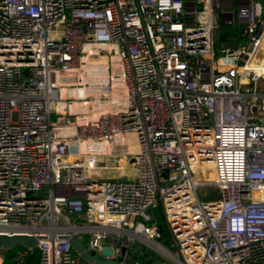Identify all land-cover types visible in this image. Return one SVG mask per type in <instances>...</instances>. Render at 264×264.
Segmentation results:
<instances>
[{"label": "built area", "instance_id": "2783aa9c", "mask_svg": "<svg viewBox=\"0 0 264 264\" xmlns=\"http://www.w3.org/2000/svg\"><path fill=\"white\" fill-rule=\"evenodd\" d=\"M86 47L116 60L122 95L75 112L61 91ZM261 78L264 0H0V231L36 238V264H94L62 236L119 264H143L133 242L176 264H264V92L242 90Z\"/></svg>", "mask_w": 264, "mask_h": 264}, {"label": "rangeland", "instance_id": "374dc122", "mask_svg": "<svg viewBox=\"0 0 264 264\" xmlns=\"http://www.w3.org/2000/svg\"><path fill=\"white\" fill-rule=\"evenodd\" d=\"M236 5L234 4L231 11H235ZM233 28L229 26L220 25L219 27V35L221 40H223V36L230 35V31ZM224 31V34H222ZM236 37L240 36V32L234 33ZM218 46H215V51L218 50ZM99 51V57L92 59L91 64L88 66H84L87 70H89L88 76L82 79V82L78 79L77 82L80 84L67 85L64 87L65 90L75 89L77 90V97H64V100L61 102H68L70 106L73 107V104H76V109H94L93 103L94 101L102 102V98L106 92H111L116 98H121L122 95V80L118 74L113 73V64L116 62L115 59L109 60L108 58L103 57L102 52L99 47L95 48ZM88 60V59H87ZM101 71H104L102 73ZM253 86V85H252ZM253 89L258 92H264V79L261 78L259 82L254 85V88L251 87L250 83L243 84V92H250ZM73 109V108H72ZM131 168V167H130ZM124 174L128 177V179H132L134 177V170L131 168L130 170H125ZM212 170L210 168H203L197 171V178L201 183H205L198 187L197 193L198 197L201 201H214L219 198V191L216 187L210 185L212 182ZM118 179L117 175H109L107 180ZM121 180V179H120ZM160 211H151L150 216L163 223ZM83 242L87 243V237L83 236ZM104 244H108V240L104 241ZM140 249V259L144 264H176L172 260H170L165 255L148 248L147 246L138 243L135 249ZM143 255V256H141Z\"/></svg>", "mask_w": 264, "mask_h": 264}, {"label": "water", "instance_id": "95a60500", "mask_svg": "<svg viewBox=\"0 0 264 264\" xmlns=\"http://www.w3.org/2000/svg\"><path fill=\"white\" fill-rule=\"evenodd\" d=\"M158 231L162 232V227L160 224L157 225ZM62 239H68L69 243L73 246L76 253H78L82 258L89 262H93L94 264H119V261L113 259H100L97 255H90L85 251L84 245L82 241L77 237H60ZM166 244V242H164ZM37 239L31 236L23 235V234H14V235H7L4 231H0V249L3 250H13L17 247H25L28 249H32L36 247ZM137 242H133L131 247H137ZM140 251L139 248L136 249ZM125 250H123V253ZM101 254L103 256H111L112 251L111 249H103L101 250ZM134 255H130L133 258ZM143 256V255H141Z\"/></svg>", "mask_w": 264, "mask_h": 264}, {"label": "bare ground", "instance_id": "6f19581e", "mask_svg": "<svg viewBox=\"0 0 264 264\" xmlns=\"http://www.w3.org/2000/svg\"><path fill=\"white\" fill-rule=\"evenodd\" d=\"M86 49L89 52L88 60H87V65L89 66L91 64V60L95 59V58H97L99 56H92V54L90 53L91 52L90 48L86 47ZM89 72L90 71L87 70L84 67L82 72L79 74L80 77H81V80L84 79L86 76H88ZM101 72L104 73V71H101ZM120 72H121V70H120L118 64L114 63L113 64V73L114 74H118ZM75 80L76 79L74 78L73 74L61 75V82H63V83H74ZM77 93L78 92L75 89H69V90H65L64 89V90L61 91V98H64L65 96H67V97H75L76 98L78 96ZM91 105H93L94 110L95 109H101V106H103V107L107 106L106 103L102 104V102L100 103L98 101H94L93 103H91ZM72 108L76 109V104L75 103L73 104ZM73 132H74V130H73V128L71 126H68V125H65V124H62V123H55L54 124L53 134L55 136H57V135H72ZM128 140H129V138H126V141H128ZM130 147H131L130 150L134 152L135 151V147H134L133 143H131Z\"/></svg>", "mask_w": 264, "mask_h": 264}, {"label": "trees", "instance_id": "16d2710c", "mask_svg": "<svg viewBox=\"0 0 264 264\" xmlns=\"http://www.w3.org/2000/svg\"><path fill=\"white\" fill-rule=\"evenodd\" d=\"M17 250H25L27 252L24 258L23 264H36L38 262L40 252L37 249V247H34L32 249H27L25 247H17L16 249L7 250L5 252L4 254L5 264H10V260L13 257V254L15 253V251Z\"/></svg>", "mask_w": 264, "mask_h": 264}, {"label": "crops", "instance_id": "0c3cea01", "mask_svg": "<svg viewBox=\"0 0 264 264\" xmlns=\"http://www.w3.org/2000/svg\"><path fill=\"white\" fill-rule=\"evenodd\" d=\"M75 112H87L89 109H73Z\"/></svg>", "mask_w": 264, "mask_h": 264}]
</instances>
